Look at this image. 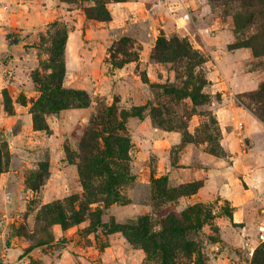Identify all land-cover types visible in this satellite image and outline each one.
Instances as JSON below:
<instances>
[{
    "label": "rangeland",
    "instance_id": "1",
    "mask_svg": "<svg viewBox=\"0 0 264 264\" xmlns=\"http://www.w3.org/2000/svg\"><path fill=\"white\" fill-rule=\"evenodd\" d=\"M89 3L0 0V264H264V57L231 47L253 31H235L241 2L110 0L109 20L87 17ZM58 29L63 74L51 67ZM174 38L204 61L173 58ZM189 72L208 81L202 105L165 92ZM109 106L128 114L129 174L105 204L86 200L78 163ZM121 224L170 237L166 250Z\"/></svg>",
    "mask_w": 264,
    "mask_h": 264
},
{
    "label": "trees",
    "instance_id": "2",
    "mask_svg": "<svg viewBox=\"0 0 264 264\" xmlns=\"http://www.w3.org/2000/svg\"><path fill=\"white\" fill-rule=\"evenodd\" d=\"M77 1V0H76ZM90 1L89 4L84 5L83 11L89 18L98 20L111 19L110 11L107 7V2L110 0H79ZM122 1V0H113ZM240 1L242 4V11L236 12L233 15L235 31L237 34H243L248 29L253 31L243 38H239L231 47L248 46L252 49L254 56L264 57V0H229ZM65 41V31L56 30V34L51 47V67L55 73L63 74V44ZM170 49L173 51L174 57H186L194 64H199L204 61L200 54L193 50L186 40L171 39L169 43ZM190 78L185 81L181 88H165L168 94H174L178 97L181 95L190 96L195 105H202L208 99V96L202 92V88L208 82L201 73L196 75L189 72ZM190 85V87H188ZM57 88V86H54ZM264 90V83L262 84ZM80 94H85L83 91H78ZM82 104L86 103L85 99L81 98ZM55 106L57 103H52ZM64 106L67 103L64 102ZM60 105V106H63ZM44 103L39 102V107L43 108ZM33 122L37 128H45V121L37 113L34 108ZM128 114L124 111L118 112L112 106L100 110L98 114L92 117L93 126L87 129L80 140V162L78 163V170L80 181L85 189L84 196L89 202L102 200L105 204H109L112 200L121 198L118 186L127 178L129 174V137L122 131L125 129V120ZM258 115L264 120L263 113ZM151 116L158 124H163L165 119L162 117V111L158 107L151 108ZM213 121V119H212ZM101 127V128H100ZM0 167H1V153H0ZM158 181V180H157ZM99 210V208L97 209ZM65 220H63L64 222ZM170 224L165 227L169 231L178 230L185 231L186 227L179 223H175L172 218L168 220ZM121 228L125 234L133 240L140 241L149 249V244L152 243L162 250H166L169 238H160L156 233H151L145 229L138 227H130L127 224L116 225ZM157 242L159 245H157ZM171 250V249H170Z\"/></svg>",
    "mask_w": 264,
    "mask_h": 264
},
{
    "label": "built area",
    "instance_id": "3",
    "mask_svg": "<svg viewBox=\"0 0 264 264\" xmlns=\"http://www.w3.org/2000/svg\"><path fill=\"white\" fill-rule=\"evenodd\" d=\"M263 218H264V210H263ZM259 235L261 239H264V220L260 222L258 225Z\"/></svg>",
    "mask_w": 264,
    "mask_h": 264
}]
</instances>
